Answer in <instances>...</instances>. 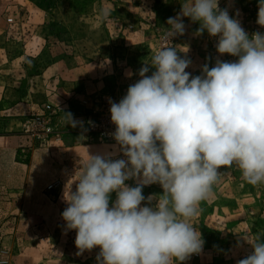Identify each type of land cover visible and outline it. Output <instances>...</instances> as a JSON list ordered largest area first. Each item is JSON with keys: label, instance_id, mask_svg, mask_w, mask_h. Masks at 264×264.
Masks as SVG:
<instances>
[{"label": "rangeland", "instance_id": "374dc122", "mask_svg": "<svg viewBox=\"0 0 264 264\" xmlns=\"http://www.w3.org/2000/svg\"><path fill=\"white\" fill-rule=\"evenodd\" d=\"M181 3L0 0V264H96L99 248L77 254L76 231L66 229L61 216L67 206L63 195L88 152L111 151L116 144L109 98L119 102L139 79L143 62L172 43L178 51L188 48L179 55L191 59L186 71L192 75L200 74L206 57L214 64L215 38L206 31L196 36L199 23L185 17V34L164 39L167 19L180 12ZM219 7H228L243 28H262L256 23L258 0H219ZM6 89L26 92V101L20 92L10 99ZM69 112L76 127L65 123ZM36 115L52 128L44 140L30 131L39 128L31 125ZM222 172L190 221L203 249L181 264H236L250 251L242 239L251 242L264 232V184L246 183L235 168ZM71 187L75 190L74 183ZM161 193L158 184L143 188L145 197Z\"/></svg>", "mask_w": 264, "mask_h": 264}, {"label": "clouds", "instance_id": "9594fccd", "mask_svg": "<svg viewBox=\"0 0 264 264\" xmlns=\"http://www.w3.org/2000/svg\"><path fill=\"white\" fill-rule=\"evenodd\" d=\"M185 17L199 23L196 36L206 31L215 38L214 64L206 57L192 75L191 59L179 55L188 48L178 51L172 43L143 62L119 102L109 98L116 144L88 152L70 178L75 190L70 185L63 195L61 216L76 231L77 254L99 248L96 264H181L203 249L190 221L222 169L264 184V32L249 34L219 0H184L167 19L165 40L185 34ZM256 23L264 27V0ZM64 118L77 126L70 112ZM153 184L162 193L145 197L143 188ZM244 242L250 251L236 264H264V232Z\"/></svg>", "mask_w": 264, "mask_h": 264}, {"label": "built area", "instance_id": "2783aa9c", "mask_svg": "<svg viewBox=\"0 0 264 264\" xmlns=\"http://www.w3.org/2000/svg\"><path fill=\"white\" fill-rule=\"evenodd\" d=\"M249 34L256 32V31H260V32H264V27L262 28H244ZM235 58H229L228 60H232ZM47 110H51V107L49 105L46 106ZM32 121V126H38L39 128L34 131L33 128L30 129V131H33L32 136H37L38 138H41L44 140V136L46 134H49L52 132V128L49 126L48 123L45 122V117L40 116V115H36L34 118L31 119ZM4 254H6L7 252L3 251ZM1 263H7L6 260H2Z\"/></svg>", "mask_w": 264, "mask_h": 264}, {"label": "crops", "instance_id": "0c3cea01", "mask_svg": "<svg viewBox=\"0 0 264 264\" xmlns=\"http://www.w3.org/2000/svg\"><path fill=\"white\" fill-rule=\"evenodd\" d=\"M18 92H20L19 94H21L19 97L21 99H23V100L26 101V98H24V96H26V92L15 91L14 89H6V91H5L6 95H9L10 96V99H13V96L16 95V93L18 94ZM4 141H5L4 139L1 140L2 143H4ZM33 153H34L33 156L30 157V160H29V167H31L32 166V163L34 162L36 149L33 150ZM30 173H31V170H29V173L26 171V173L24 174V178L27 179L30 176ZM18 177H20L21 179H23V173L19 174ZM20 184H21V180H20ZM25 184H26V182L23 181V185L24 186H25ZM22 190H25V189H22ZM18 201L21 202L22 200L19 199Z\"/></svg>", "mask_w": 264, "mask_h": 264}]
</instances>
